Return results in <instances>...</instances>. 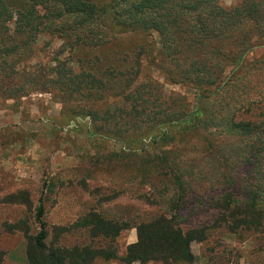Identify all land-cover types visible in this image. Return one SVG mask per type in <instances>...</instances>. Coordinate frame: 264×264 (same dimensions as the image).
<instances>
[{
    "label": "trees",
    "instance_id": "16d2710c",
    "mask_svg": "<svg viewBox=\"0 0 264 264\" xmlns=\"http://www.w3.org/2000/svg\"><path fill=\"white\" fill-rule=\"evenodd\" d=\"M153 35L159 38L157 51ZM132 36L142 42L129 52H118L121 42ZM40 45L43 49L56 46L44 61L39 60ZM263 47L264 0H235L230 6L224 0H0V99L21 100L35 93L58 96L65 107L73 103L78 108L70 114L73 118L90 119V136H107L111 133L95 126L98 114L132 120L140 118L147 104L156 102L152 96L158 93L159 83L150 78L138 82L141 56L147 57L150 67L170 84H186L196 91L195 108L189 109L183 99L180 111L171 93L174 111L169 117L153 115L136 129L125 125L108 129L121 138L154 124L146 130L166 127L189 135L207 119L201 101L226 98L219 104L226 132L232 136L235 170L242 171V167L261 178L247 193L237 180L230 183L221 222L229 224L232 233L264 234V81L255 79L264 74V60L256 59L250 67L245 63L251 52ZM111 99L135 102L130 110L113 114L103 111ZM161 137L166 140L168 136L161 133ZM171 175L169 181L183 189L182 176ZM240 196L244 199L239 202ZM18 200H25L23 192L9 196L7 203L23 204ZM179 202L170 215L135 227L90 212L74 228L107 244L67 248L47 244L42 192L34 209L37 234L26 239V263L93 264L97 259H117L121 264H192L191 243H202L206 230L182 228L176 215ZM130 228L137 230V242L118 257L112 244ZM3 261L0 250V264Z\"/></svg>",
    "mask_w": 264,
    "mask_h": 264
},
{
    "label": "rangeland",
    "instance_id": "374dc122",
    "mask_svg": "<svg viewBox=\"0 0 264 264\" xmlns=\"http://www.w3.org/2000/svg\"><path fill=\"white\" fill-rule=\"evenodd\" d=\"M234 2L224 0L226 6ZM141 42L140 37L132 36L122 41V49L117 51L129 52ZM152 42L155 51L159 50L158 36L153 35ZM42 46L39 47L40 61L56 47L51 45L43 49ZM256 59L264 60V47L251 52L245 63L250 67ZM140 60L138 82L150 78L160 85L157 96H152L156 102L147 104L140 118L132 120L98 114L95 126L111 133L107 136H90V119L73 118L70 114L78 108L73 103L65 107L58 96L35 93L21 100L0 99L2 264H27L26 239L31 240L37 234L34 209L42 192L48 246L104 247L108 241L92 240L86 231L74 228L80 218L95 211L106 219L135 227L159 215H170L179 200L180 210L175 213L182 228L206 230L202 243H191L192 264H264V234L240 230L232 233L231 226L221 222L224 201L231 195L228 189H232L231 184L237 180L240 189L247 193L261 178V174L249 173L242 167V171L235 170L238 166L232 158V136L226 132L219 104L226 98L202 100L207 119L189 135L181 136L166 127L146 130L154 124L121 138L108 129L123 128V125L136 129L141 121H148L153 115L165 119L174 111L173 100H176L175 107L180 104V111H183V99L189 109L195 108V90L186 84H170L150 67L147 57L141 56ZM255 79L257 83L263 82L264 74ZM171 93L175 98L170 101ZM134 102L111 99L103 111L109 109L113 114L127 111ZM215 115L219 117L215 119ZM161 133L168 136L166 140H162ZM157 135L160 138L154 142ZM171 173L182 176L185 191L175 188L169 181L173 177ZM20 192L24 193L25 200L18 201L23 204L7 203L9 196ZM242 199L240 196L237 200ZM136 242L137 230L130 228L115 238L112 247L121 257L125 248ZM93 264L121 263L117 259L109 262L97 259Z\"/></svg>",
    "mask_w": 264,
    "mask_h": 264
}]
</instances>
